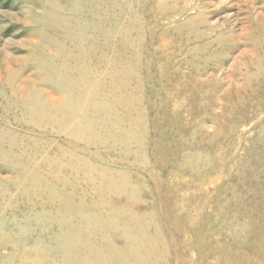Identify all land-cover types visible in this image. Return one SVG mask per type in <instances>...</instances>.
I'll return each instance as SVG.
<instances>
[{
  "label": "rangeland",
  "instance_id": "rangeland-1",
  "mask_svg": "<svg viewBox=\"0 0 264 264\" xmlns=\"http://www.w3.org/2000/svg\"><path fill=\"white\" fill-rule=\"evenodd\" d=\"M0 264H264V0H0Z\"/></svg>",
  "mask_w": 264,
  "mask_h": 264
},
{
  "label": "bare ground",
  "instance_id": "bare-ground-1",
  "mask_svg": "<svg viewBox=\"0 0 264 264\" xmlns=\"http://www.w3.org/2000/svg\"><path fill=\"white\" fill-rule=\"evenodd\" d=\"M122 83V82H121ZM115 93V92H114ZM15 95V94H14ZM16 97V96H15ZM115 97V96H114ZM116 99V98H115ZM28 100V99H27ZM26 102V101H25ZM120 127V126H119Z\"/></svg>",
  "mask_w": 264,
  "mask_h": 264
}]
</instances>
